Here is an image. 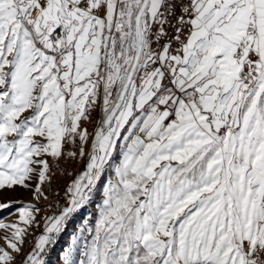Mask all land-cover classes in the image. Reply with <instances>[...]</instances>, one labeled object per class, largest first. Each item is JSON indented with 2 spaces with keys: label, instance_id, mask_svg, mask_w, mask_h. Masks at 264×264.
<instances>
[{
  "label": "snow or ice",
  "instance_id": "6c2138e0",
  "mask_svg": "<svg viewBox=\"0 0 264 264\" xmlns=\"http://www.w3.org/2000/svg\"><path fill=\"white\" fill-rule=\"evenodd\" d=\"M17 188L0 264H264V0H0Z\"/></svg>",
  "mask_w": 264,
  "mask_h": 264
},
{
  "label": "rangeland",
  "instance_id": "374dc122",
  "mask_svg": "<svg viewBox=\"0 0 264 264\" xmlns=\"http://www.w3.org/2000/svg\"><path fill=\"white\" fill-rule=\"evenodd\" d=\"M8 200L28 202L31 200V195L27 191L17 188L14 192L5 193L3 196H0V202H7ZM20 206V204H15L11 209L0 212V220H3L5 223L16 221L17 216L12 215L11 213H15ZM84 214L85 213H81L80 215L82 216ZM79 219L80 216H77L76 221H74L72 225L69 226L68 230L59 237L58 242L49 250L48 255L45 257L46 264H62V250L70 242V236L75 228L76 222H78ZM2 235L3 232L0 231V236ZM3 243V240L0 239V244Z\"/></svg>",
  "mask_w": 264,
  "mask_h": 264
},
{
  "label": "built area",
  "instance_id": "2783aa9c",
  "mask_svg": "<svg viewBox=\"0 0 264 264\" xmlns=\"http://www.w3.org/2000/svg\"><path fill=\"white\" fill-rule=\"evenodd\" d=\"M80 169H81V165L79 163H74L72 165H69L70 171L72 170L79 171ZM71 179H72L71 176H64L62 173H60L57 176L56 182H54V186H58L62 190L64 184L70 182ZM48 214H51V213H48ZM42 232H43L42 225L39 229H32V235L28 237L26 244H25V249H24L25 252H28L32 248L36 237H38ZM17 264H19V261L17 262Z\"/></svg>",
  "mask_w": 264,
  "mask_h": 264
}]
</instances>
